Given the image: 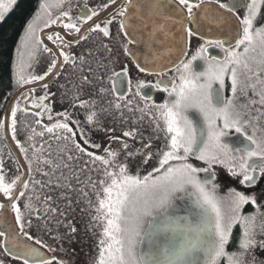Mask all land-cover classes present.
Wrapping results in <instances>:
<instances>
[{"label":"snow or ice","instance_id":"6c2138e0","mask_svg":"<svg viewBox=\"0 0 264 264\" xmlns=\"http://www.w3.org/2000/svg\"><path fill=\"white\" fill-rule=\"evenodd\" d=\"M14 0H9V4ZM64 0H57V6L62 7ZM179 6L176 11L179 14L180 9L187 13L189 21L196 19V12L200 10L206 13H213L207 17L208 22L221 25L232 26L234 21L232 16L239 21V27L235 32L234 45L225 47L224 40H208L202 45L188 62L181 61L176 68L178 74V83H173L169 89L165 85L161 90L166 91L170 97H174L171 103H165L156 106L159 110V120L163 121L161 129L159 120L156 127L166 134V151H163L159 157V166L155 168L156 172H162V175L154 177L151 172L141 177L138 173L133 175L130 172L132 165L139 168L140 165H146L153 159L150 151L133 152L129 150V144L121 141L124 149L123 159H119V153L111 149H105L106 156L96 155L88 151L80 143L76 142V132L69 126V114L59 113L63 116V121H57L51 126H42L43 131L36 132L35 135L44 136L45 133L51 134L56 139L71 141L76 150L86 155L93 164H99L97 169L102 173L103 178L98 181H92L89 177L90 187L95 191L96 202L90 206L94 209L92 217L93 228L99 229L97 238V254L92 264H256L255 250L259 247L264 250V239H258L257 216H264L260 212V205L254 195H246L242 192L231 190L227 198L217 195V185L213 182L216 179V173L213 171L215 165H221L227 168L229 174L233 177H240V183L246 187H251L256 183L257 175L264 176V0H176ZM206 4H215L216 8L206 7ZM116 5V14L122 19L119 21V27L125 36L128 35L127 21L131 18L130 12L135 10L136 14L146 12L149 17L160 15L161 9L166 6V0H122L117 4V0H107L103 9ZM7 6L0 2V18L3 16V10ZM50 5L41 3L40 9L49 15V21L46 27L56 23L60 17L51 19V13L48 12ZM87 7V5H85ZM243 8L242 15H237L239 9ZM222 10V11H219ZM90 14L83 17V22L88 23L92 18L99 15L95 9H88ZM231 13V16L226 15ZM39 16V14H38ZM62 16L67 17L68 22L63 23L62 27L68 35L76 34V43L81 39H87L84 36L81 27L73 22L69 12H63ZM143 19V17L141 16ZM77 17V20H80ZM165 19H171L165 17ZM113 21L109 20L101 27L100 24L93 21L89 24L88 30L101 32L105 37L110 35L108 25ZM184 27L183 20L177 21ZM94 25V26H93ZM158 29L164 31V26L159 25ZM188 37L193 35L191 30H187ZM34 36V30L30 24L28 35L24 38V46ZM49 40L58 43L60 51L45 48L46 52H51L56 59L51 60L47 71L43 75L32 76L26 79L22 72L19 74L21 83H32L34 81H45L48 77L55 78L59 74L60 61L63 57L64 64H74L75 59L69 53L63 50L65 44H70L64 36L59 33L50 35ZM131 39L128 43H132ZM208 46H216L224 52L222 60H209L204 55ZM242 48V51L240 49ZM259 52V59L249 57V53ZM124 52L127 54L129 49L125 46ZM203 58L207 67L204 71L196 72L193 69V61ZM18 60L21 69L23 68V53L18 51ZM251 61V62H250ZM252 64H256L255 70ZM140 72L147 73L148 70L136 65ZM129 69L123 67L121 71H113L108 77L109 81L115 83L114 78L127 77ZM153 74V73H148ZM162 75V73H154ZM241 75L245 81L241 80ZM226 78L231 81L232 96L225 99L223 92L225 89ZM94 83L89 76H82L81 84L78 88L83 89ZM129 81V85H130ZM161 81H157L153 87L161 88ZM218 85V87H214ZM143 83L138 84L139 88L144 87ZM48 88V83L43 85ZM241 91L247 94L251 90L253 96L259 97L258 100H251L252 105L259 104L256 109L258 116H252L243 109L248 105H237V92ZM110 91L115 93L117 89L113 87L106 90L101 87L97 95L103 99L104 94ZM145 99L144 97H141ZM48 99V94L39 97L40 103H33V107L44 109L48 112V119L51 120V108L44 104ZM78 103L74 107L86 109L87 124L103 128L100 120V112L96 109L95 101L81 100L79 95L74 98ZM125 101L123 95L116 96L115 100H109L110 107L120 111L122 103ZM130 103V102H128ZM127 106V105H125ZM145 107H148L146 104ZM195 110L203 119V125H199L193 119L189 118L187 113ZM106 111L107 109H103ZM131 110V108H129ZM17 111H23L17 107L10 109L11 130L13 139L16 138V116ZM143 112V109H140ZM34 116H42L43 112H34ZM39 124L40 121L38 120ZM72 123L79 127V122L73 120ZM6 127L4 121H0V129ZM251 129V131H249ZM235 132L243 141L239 146L233 148L227 142V137L231 132ZM258 133H260L258 135ZM123 137L131 139L136 138L134 131H124ZM80 136L83 143L88 148H99V144L90 142L89 138L84 136L83 130H80ZM31 139V137H29ZM113 139H117L113 137ZM245 141L247 143H245ZM19 146V145H18ZM21 147L22 152H27ZM145 149L150 150L151 144L145 143ZM239 154V155H237ZM35 155V152H34ZM192 157L201 161L206 167H195L188 163ZM40 161L39 156H35ZM72 157L68 156V160ZM179 162L173 164L172 162ZM51 166L50 160L40 161ZM67 166V165H65ZM32 163L29 162L27 176L31 179ZM19 171V168H17ZM40 171V169H37ZM200 173H205L206 178L201 179ZM47 176V172H41ZM79 179V177H77ZM33 183H38L33 181ZM97 184L99 188L97 189ZM60 185H57L59 187ZM29 188V183L23 177L17 175L14 179L6 181L3 174V165L0 163V194L8 201V205L15 213V221L19 228V235H23L27 240H33V236L25 231L26 226H32V220L25 219L21 205L17 202L25 196V191ZM191 189L190 195L195 199L192 201L191 208L184 216L175 215L169 209L173 207L172 198L180 192H187ZM83 192V189L80 190ZM85 196L88 193H84ZM38 198V197H37ZM50 199V197H49ZM225 199L228 203V209L225 210ZM245 205H251L256 212L244 215ZM5 204H0V209H4ZM71 207V203L68 204ZM23 209L32 210V200L29 197L23 203ZM38 212L39 209H36ZM55 213L56 209H51ZM157 213H159L157 215ZM64 215V213H61ZM151 219H148V218ZM147 226L145 227V223ZM60 223V221H58ZM239 225L242 234L238 243V250L229 252L227 247L232 237L234 226ZM68 229L67 238L72 239V234L77 232L76 227L65 223ZM47 227V225H45ZM259 235H264V224L261 225ZM0 236L5 237L4 248L8 250V234L0 231ZM64 237L58 235L52 236L53 240H62ZM35 243L41 248H46L50 252H56L57 249L51 245L45 244L42 240L36 239ZM147 244V251L139 250V245ZM20 251L12 255L15 260L22 261V264H64V262L55 256L45 257L36 248L24 244H15ZM251 257V259H249Z\"/></svg>","mask_w":264,"mask_h":264},{"label":"flooded vegetation","instance_id":"af4514ba","mask_svg":"<svg viewBox=\"0 0 264 264\" xmlns=\"http://www.w3.org/2000/svg\"><path fill=\"white\" fill-rule=\"evenodd\" d=\"M14 3L9 4V0L1 1L7 7L3 10V18L8 12L14 9L16 5ZM176 5V0H171ZM222 2H228V0H222ZM246 2V0H245ZM41 3H47L50 5L48 12L51 13V19L55 20L60 17L56 23L52 24L50 27H46V23L49 21V15L40 9ZM107 3V0H64L63 6H57V0H39L35 13L32 18L28 21L25 26L24 38L28 35V27L31 24L34 30V36L28 40L27 47L24 46L23 50V68L20 67V74L22 72L29 77L35 74V68L37 67L39 74L43 75L50 65L51 60L56 59L51 52H46L45 48L53 49L54 51H60L58 43H53L49 40L50 35L59 33L64 36L70 44H65L63 50L74 57V64H64L63 57L59 58L60 67L59 74L48 84L59 83L60 85L55 87L52 86L51 92L48 94V99L44 101V104L51 108L52 119H48L49 113L46 112L42 116H37L40 121V125H51L57 121H63V116L59 113L69 114V126L73 128L76 132V142L80 143L88 151L93 152L96 155L106 156L105 149H111L119 153V159L124 157V149L122 148L121 141L127 142L129 144V150L136 152L150 151L153 155V159L149 161L146 165H140L137 168L132 165L130 168L131 174H139L141 177L142 173L148 175L149 172L153 174L154 177L162 175V172H156L155 168L159 166V157L162 155L163 151H166V134L162 130H158L156 127L157 120H159V110L156 106L171 103L174 97H170L166 91L161 89L167 85L170 89L172 84L178 83V74L176 72L177 66L181 61L188 62L196 54L197 50L205 45L208 40H224L225 47H230L234 45L235 32L239 27V21L236 17L232 16L234 24L229 26L227 24L217 27L215 24L211 25H196L203 24L201 21H189L187 19L185 29L191 30L193 35L188 37L186 31V49L185 54L176 62V64L168 65L162 67L160 70L152 71L153 69H147L148 72H140L136 67L137 61L140 60L142 64L145 62L155 59L154 50L158 52L161 57L164 53V58L167 59L170 56H166L165 48L159 43V40L151 39L146 37L145 33L142 34L138 32L137 29L146 31L147 27L145 25H163L160 22H150L146 20L145 14H140L143 17L141 21H138V16L136 15L135 21L128 23V25H136L134 33L135 37L131 39L133 42L128 43L130 39L125 36L124 32L120 30L119 21L122 19L116 14V5H111L108 9H103V5ZM122 3V0H117V4ZM87 5V7H85ZM206 7L216 8L215 4H206ZM88 9H95L99 12L98 16L92 18V21L88 23L83 22V17L90 14ZM113 10V12L107 16L98 24L103 27L107 21L112 20L113 22L108 25L110 35L105 37L101 32L97 31H87L83 33L87 36V39H81L79 43H76V34L68 35L66 30L62 27L63 23H67V17L62 16L63 12H69L73 18V22H76L78 26L81 27L83 32L89 24H92L98 17L102 14ZM186 18L187 13L182 9ZM196 12V19L201 15V20L208 16H212L213 13L203 12L200 10H194ZM222 11V10H219ZM244 9H239L237 15H242ZM204 13V14H203ZM39 14V16H38ZM226 15L231 16V13ZM148 16V15H147ZM80 17V20H77ZM142 25V26H140ZM140 26V27H139ZM139 27V28H138ZM51 31V32H50ZM43 34H45V39L48 43L46 45L43 41ZM67 37V38H66ZM24 41V39H23ZM155 42L159 44L154 47ZM84 46L89 50L92 49L94 54H87L86 56L80 54V47ZM125 46L129 49L126 54L124 52ZM80 48V49H79ZM242 51V48L240 49ZM207 59L222 60L224 58V52L216 46H208L207 52L204 54ZM166 56V57H165ZM249 57H255L257 60L259 57V52L249 53ZM251 62V61H250ZM123 67L129 69L127 77L114 78L115 83L109 81L108 77L112 75L113 71H121ZM207 67L206 61L203 58H198L193 61V69L196 72L204 71ZM253 69L257 67L256 64H252ZM162 73V75H156L154 73ZM153 73V74H148ZM264 75V74H262ZM82 76H89L93 79L94 83L90 86H86L83 89L78 88L81 84ZM50 78V77H48ZM47 78V79H48ZM241 80L245 81V77L241 75ZM129 81L131 82L129 85ZM157 81H161V88L158 89L153 87ZM44 81H39L42 83ZM37 83V84H39ZM143 83L145 86L139 88V95H137L138 84ZM67 84V85H66ZM36 85V84H35ZM32 86V85H30ZM23 87H27L23 85ZM22 87V88H23ZM66 89H65V88ZM103 87L106 90H110L113 87L117 91L113 94L107 91L103 99H101L97 93L99 89ZM214 87H218L215 85ZM55 89V92H52ZM66 90V92H65ZM79 95L81 100L95 101L96 111L100 112V120L103 124V128L93 127L86 122V109L74 107L73 104L78 103L74 98ZM123 95L125 101L122 103V108L120 111L112 109L108 103L109 100H115L116 96ZM225 99H229L232 96L231 93V81L226 78L225 89L223 92ZM24 96H26L24 98ZM144 97L145 99H142ZM23 101L21 102V108L26 111L43 112V109L33 108V103L39 101L33 92H27L22 96ZM259 97L253 96L251 90L247 91V94L238 90L237 92V105H248V108L243 109L249 112L252 116H258L259 113L256 109L260 108L259 104L252 105L251 100H258ZM130 102V103H128ZM40 103V101H39ZM148 107H145V105ZM127 105V106H125ZM131 108V110H129ZM103 109H107L104 111ZM143 109V112L140 111ZM187 115L189 118L193 119L199 125H203V119L194 109L190 110ZM78 121L79 127L72 121ZM46 122V123H45ZM161 129L163 128V121L159 120ZM83 130L84 136L89 138L90 142L99 144V148H88L87 145L83 143V139L80 136V130ZM124 131H134L136 133V138L131 139L128 137H123L122 133ZM251 131V129H249ZM260 133H258L259 135ZM113 137L117 139H113ZM52 138H54L52 136ZM56 139V138H54ZM233 148L240 145L243 141V137H239L234 131L231 132L227 137L224 138ZM6 142V140H5ZM69 149L68 154L62 153L56 148L52 150L51 154V168L41 167L34 163L31 170V179L26 177L29 183L28 190H24L22 187L21 191H25V196L20 198L17 202L21 205V209L24 212L25 219L32 220V226L29 228L26 226L25 231L33 236V240H27L23 235L22 238L37 248V250L42 253L45 257H53L62 260L64 264H92L96 257L97 249L96 242L97 238L94 233L98 234L99 229L93 228L94 223L92 217L80 218L84 214V205L90 200L92 194V188L89 186L91 177L92 181H98L103 178L102 173L97 169L100 167L99 164H93L90 159L81 154L76 150L74 144L68 141ZM145 143L151 144V149H145L143 145ZM245 143H247L245 141ZM18 150V149H17ZM24 168L28 173V164L30 161L25 153L18 150ZM7 156V160L11 162L8 166H3V174L5 175L6 181L14 179L17 175L24 177V168L19 165L14 153L9 148L8 144L0 149V163L2 161L3 155ZM61 154V156H60ZM239 155V154H237ZM68 156L72 159L68 160ZM48 160V154L44 156ZM173 164L179 162L173 161ZM188 163H191L195 167H206L201 161H197L190 157ZM67 165V166H65ZM19 168V171H17ZM40 169V171H37ZM141 171V172H140ZM143 171V172H142ZM213 171L216 173V179L213 181L217 185V195L222 198H227L231 190L242 192L246 195H254L257 199V203L261 206L260 212H264V176L257 175L256 183L251 187H246L240 183V177H233L229 174L227 168L221 165H215ZM41 172H47L48 175H42ZM200 178H206L205 173H200ZM79 177V179H77ZM37 181L38 183H33ZM57 185H60L57 187ZM99 185L97 184V189ZM83 189V192L80 190ZM191 189L187 192H180L173 196L172 202L179 199L187 194H190ZM84 193H88L87 196ZM31 197L32 200V210L23 209V203ZM38 197V198H37ZM50 197V199H49ZM8 201L6 198L0 194V204H6ZM71 203V207L68 204ZM225 210L228 209V203L225 199L224 204ZM36 209H39L37 212ZM51 209H56L57 211L53 213ZM2 209H0V212ZM12 211V210H11ZM256 209L251 205H245L243 209L244 215L253 214ZM64 213V215H61ZM159 214V213H157ZM12 215L15 221V213L12 211ZM60 221V223H58ZM65 223L71 224L76 227L77 232L72 234V239L67 238L68 229L64 226ZM16 224V221H15ZM264 224V216H257V233L258 239H264V235H259L261 231V225ZM47 225V227H45ZM19 232V228L16 224ZM242 234V230L239 225L234 226L232 230V237L230 238L227 250L229 252H234L238 250V243ZM58 235L64 237L62 240H53L52 236ZM36 239L42 240L45 244L51 245L56 248V252H50L46 248H41L35 243ZM5 237L0 236V264H22V261L15 260L12 254H16L20 249H15L14 252L9 249L6 251L4 248ZM140 249V245H139ZM260 252L264 250L259 247L255 250V257L259 261L256 264H261ZM222 264H227L223 261Z\"/></svg>","mask_w":264,"mask_h":264},{"label":"water","instance_id":"95a60500","mask_svg":"<svg viewBox=\"0 0 264 264\" xmlns=\"http://www.w3.org/2000/svg\"><path fill=\"white\" fill-rule=\"evenodd\" d=\"M178 7L179 6L176 5L174 2H172L171 0H166V6L161 9L160 15L149 17L146 15L147 14L146 12L140 13V14L146 13L145 15L147 17L146 18L147 21L163 23L164 31H160L158 29L159 25H145L147 27L146 31L141 30V29H137V30H138V32H140L142 34L145 33L146 37H148V38L150 37L151 39L159 40V43L161 42L160 45L163 44V46L165 48L164 52H165V54H167L166 56H170L169 58L165 59L163 57L164 53H163V56L161 57L160 55H158V52L156 50H154L155 59H151V61H149L147 63L144 62L143 64L140 60L137 61V63L141 67H144L145 69H153L152 71H157V70H160L162 67H165L168 65L171 66L173 64H176V62L185 54V49H186L185 25L187 22V18H186L182 9H180L179 14H177L176 9ZM112 12H113V10H110V11L102 14L100 17H98L95 20V22L98 23V22L102 21L107 16H109ZM140 14H136L135 10H132L130 12L131 18L127 21V24L132 22V21H135L136 15L138 16V21L140 22L141 21ZM165 17H170L171 19H165ZM207 17L204 19V21H202L201 15H200L194 21H201L203 23V24L197 23L196 25H211V24H207V23H209ZM180 20H183L184 27H181V24L177 22ZM140 26H142V25H140ZM135 27H136V25H128V28H127L128 35L127 36L130 39H133V37H135V33H134ZM88 28H89V26L86 27V29L82 33L89 31ZM43 41L46 45H48V43L45 39V34H43ZM159 43L155 42L154 47L156 45H158ZM53 79H54L53 77H50L42 83L32 85V86L23 87L12 98V100L10 101V103L7 107L5 117H4V122L6 124V127L4 128V137H5L6 143L8 144L9 148L14 153L19 165H21L23 168H24V164L22 162L20 154L18 153V150H17V148H16V146L12 140V136H11L10 109L16 107L17 102H19V100L22 98V96L24 94H26L27 92H32L35 89L42 88L45 83L49 84ZM26 177H27V172L24 168V177L23 178L26 180ZM194 199H195V197L193 195L187 194V195H185V196H183L177 200H174L172 202L173 207L171 209H169V211L173 212L175 215L184 216L188 213V210L191 208L192 201ZM5 205H6V207L4 209H2V211L0 212V231L6 232L8 234V239H9L8 250L10 249L14 252H17L15 249H19V248L15 247L14 246L15 244H24V245H27L29 247L36 248L33 245H31L30 243H28L27 241H25L21 235H19V238L17 239V235L19 234V232H18V229L16 227L11 208H10V206H7L8 203H6ZM147 247L148 246L146 243L141 244L139 250L147 251Z\"/></svg>","mask_w":264,"mask_h":264},{"label":"trees","instance_id":"16d2710c","mask_svg":"<svg viewBox=\"0 0 264 264\" xmlns=\"http://www.w3.org/2000/svg\"><path fill=\"white\" fill-rule=\"evenodd\" d=\"M38 2L16 1L14 9L0 18V121H4L10 101L24 85L19 81L18 51L23 53L25 26L35 13ZM5 145L3 128L0 129V149ZM142 176L145 174L142 173Z\"/></svg>","mask_w":264,"mask_h":264},{"label":"rangeland","instance_id":"374dc122","mask_svg":"<svg viewBox=\"0 0 264 264\" xmlns=\"http://www.w3.org/2000/svg\"><path fill=\"white\" fill-rule=\"evenodd\" d=\"M3 0H0V2ZM81 48V49H80ZM80 54H84L85 56L87 54H94V51L92 49H88L85 48L84 46L80 47ZM35 68V74L32 76H39L41 75V73L39 74L38 69L36 66H34ZM26 79L31 78L32 76H28L25 73L22 74ZM39 83V81H34L32 83H22L26 86H30V85H35ZM59 83H51L50 85H48V88L45 89L44 87L39 88V89H35L33 90V94L36 98H39L43 95H45V93H49L51 92V88L52 86H59ZM67 85V84H66ZM65 88V87H64ZM66 89V88H65ZM52 92H55V89H52ZM66 92V90H65ZM26 96H24L25 98ZM23 101V98L20 99V101L18 102L19 104V108L23 109V111H17V116H16V133L15 136L16 138L13 139V134H12V130H11V136H12V140L16 146V148L18 150L21 151V147L25 148L27 150V152H22L25 153V155L28 157V159L30 161L27 162V164L29 165V162L34 163L38 166L41 167H50L49 165H46L40 161L45 160L44 156L48 154V160L51 161V154L50 152L52 150H56V148H58V150L62 153L68 154V149H69V143L66 140L63 139H54L52 138L51 134L45 133L44 136H39V135H35L33 133V129L36 130V132H41L43 131V127L42 126H51V125H40L37 123V116L32 115L31 112L26 111L24 108H21V102ZM35 103H39V101H36ZM17 107V105H16ZM34 108V107H33ZM38 109V108H36ZM46 113V111H44L43 109V115ZM46 123V122H45ZM29 137H31V139H29ZM19 145V146H18ZM35 152V155H34ZM35 156H39L40 157V161H37L35 159ZM61 156V154H60ZM3 166H8L11 164V162L9 160H7V156L6 154L3 155L2 161H1ZM52 164V162H51ZM33 167V164H32ZM143 172V171H142ZM92 196L90 197V200L92 202V205L95 204L96 202V195H95V191L92 190ZM89 201L84 205V214L80 217V218H85L87 215L88 217H92L93 213H94V209L92 206H90ZM260 256H258V258L261 261V264H264V252H260L259 254ZM256 258V261H259ZM249 259H251V257H249Z\"/></svg>","mask_w":264,"mask_h":264}]
</instances>
